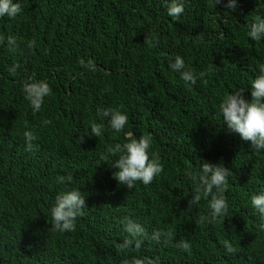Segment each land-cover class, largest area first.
I'll return each mask as SVG.
<instances>
[{"label": "trees", "instance_id": "obj_1", "mask_svg": "<svg viewBox=\"0 0 264 264\" xmlns=\"http://www.w3.org/2000/svg\"><path fill=\"white\" fill-rule=\"evenodd\" d=\"M13 2L22 12L0 17V264H123L134 256L159 264H264V221L251 203L264 191V150L231 132L219 109L239 89L251 100L264 38L247 33L264 18V0H237L234 11L182 0L179 20L168 15L170 0ZM176 56L194 73L206 72L207 83L186 84L170 68ZM29 78L52 90L35 113L23 92ZM103 108L128 116L123 131L98 115ZM91 121L104 125L99 137ZM28 130L36 136L31 150ZM127 133L152 137L149 156L158 153L163 171L149 185L137 181L127 189L113 177L118 155L107 148L126 143ZM204 161L231 171L228 213L216 222H209L210 197L189 207L199 180L185 170L198 172ZM62 176L71 180L59 183ZM72 189L85 196L83 215L74 231H53L50 210ZM125 216L146 230L138 251L119 247L128 236ZM156 229L173 237L156 242ZM225 240L235 253L226 252ZM181 241L187 250L177 246Z\"/></svg>", "mask_w": 264, "mask_h": 264}, {"label": "clouds", "instance_id": "obj_2", "mask_svg": "<svg viewBox=\"0 0 264 264\" xmlns=\"http://www.w3.org/2000/svg\"><path fill=\"white\" fill-rule=\"evenodd\" d=\"M224 4V7L230 10H236L238 7L237 0H210V6ZM168 15L175 20H179L184 12V4L182 0H170L167 5ZM22 12V7L19 3L13 0H0V17L15 18ZM248 36L253 41H259L264 38V18L256 17L249 25ZM4 38L0 36V43H3ZM8 45L10 50L16 47L15 37H8ZM151 46L152 38L147 35L145 42ZM35 45V41L29 43V47ZM83 61L81 64L83 65ZM88 67H91L89 61ZM18 65L10 68V73L15 74ZM170 68L173 71L180 72L181 79L187 84L195 85L197 79H201L204 83L206 72L201 71L198 74L194 73L191 68H187L185 61L181 56H176L175 61L170 63ZM260 74L251 82V100L245 99L244 89H239L234 93L224 97L219 105L220 112L224 124L231 132L238 133L242 140L249 141L252 149L257 151L264 150V65L259 68ZM49 84L44 80L36 81L29 78L23 84V92L25 99L30 102L33 112H38L44 102V98L51 94ZM98 115L108 118V125L114 132H121L128 123V116L121 110L116 108L98 109ZM45 124H50V120L44 121ZM91 132L96 137L102 133L104 125L98 124L95 121L90 122ZM25 143L28 150L33 148V141L36 139L35 134L31 131L23 133ZM127 142L117 143L114 147L108 146L107 152L118 158L112 163L111 167L115 169L113 177L118 184L125 185L127 189H133L137 181H141L144 185H149L153 179L163 171V165L160 162L158 153H152L150 158L149 149L152 144L151 135H142L139 139L127 133ZM82 141L84 138H81ZM231 171L221 162L213 164L204 161L200 170L195 172L191 169L185 170V175L193 181L199 180V184L192 194L189 201V207L198 204L202 198L208 199L210 208L209 222H216L220 217H226L228 213V202L225 197V192L228 190V176ZM70 181L71 177H59V183ZM215 189V191H214ZM252 206L260 214V218L264 221V191L259 194H254L251 197ZM86 208L85 196L80 190L72 189L66 192H61L57 195L54 206L51 208L52 224L51 229L59 232H71L75 230L76 220L78 216L83 215V210ZM206 217H201L199 223H203ZM124 231L128 236L119 245L121 250H127L134 247L137 251L142 246L141 237L147 236L146 230L133 219L125 216L121 221ZM264 228V224H261ZM167 242L173 237V232L169 230L156 229L151 235V239L160 242L161 238ZM183 250L189 248L187 241H181L177 245ZM226 252L233 254L236 248L227 240L223 242ZM123 264H159L158 259L131 257L123 261Z\"/></svg>", "mask_w": 264, "mask_h": 264}]
</instances>
